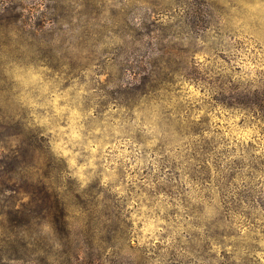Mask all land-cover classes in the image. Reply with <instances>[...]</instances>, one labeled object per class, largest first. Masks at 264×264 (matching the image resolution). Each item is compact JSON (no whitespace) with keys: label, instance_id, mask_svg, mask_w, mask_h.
<instances>
[{"label":"clouds","instance_id":"9594fccd","mask_svg":"<svg viewBox=\"0 0 264 264\" xmlns=\"http://www.w3.org/2000/svg\"><path fill=\"white\" fill-rule=\"evenodd\" d=\"M0 264H264V0H0Z\"/></svg>","mask_w":264,"mask_h":264}]
</instances>
